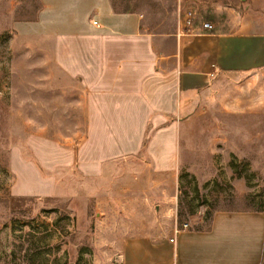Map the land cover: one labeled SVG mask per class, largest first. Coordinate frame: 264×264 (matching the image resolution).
I'll use <instances>...</instances> for the list:
<instances>
[{
	"label": "rangeland",
	"instance_id": "obj_1",
	"mask_svg": "<svg viewBox=\"0 0 264 264\" xmlns=\"http://www.w3.org/2000/svg\"><path fill=\"white\" fill-rule=\"evenodd\" d=\"M213 3L220 13L197 4L194 18L223 30L228 14L249 10L240 0ZM37 8L0 0V264H109L124 234L168 237L183 225L207 229L216 211H264V69L219 74L192 98L174 173L154 171L144 149L96 180L80 178L76 161L49 171L52 144L75 154L83 139L84 97L54 65L50 39L30 34ZM34 179L57 192L23 195Z\"/></svg>",
	"mask_w": 264,
	"mask_h": 264
},
{
	"label": "crops",
	"instance_id": "obj_2",
	"mask_svg": "<svg viewBox=\"0 0 264 264\" xmlns=\"http://www.w3.org/2000/svg\"><path fill=\"white\" fill-rule=\"evenodd\" d=\"M240 1L247 13L228 14L226 30L211 21L208 31L196 18L185 30L177 12L187 4L196 15L203 4L220 13L213 0H38L30 34L50 39L54 65L84 97L83 139L75 154L52 144L48 170L76 161L80 178L96 180L144 149L154 171L174 173L180 114L192 98L219 74L264 69V12L256 17L264 0ZM23 188V195L57 192L50 180ZM178 230L124 234L109 264H264V212L216 211L209 228Z\"/></svg>",
	"mask_w": 264,
	"mask_h": 264
},
{
	"label": "built area",
	"instance_id": "obj_3",
	"mask_svg": "<svg viewBox=\"0 0 264 264\" xmlns=\"http://www.w3.org/2000/svg\"><path fill=\"white\" fill-rule=\"evenodd\" d=\"M182 12V13H181ZM195 16L194 11L191 8L188 9H183L182 11L179 10V17H181V23L182 26L185 30H190L192 28V22H193V18ZM202 28L204 30H212V25L209 23H204L202 25ZM187 225H183L182 229H186ZM180 230L175 229L174 234L178 233ZM172 242V240H170Z\"/></svg>",
	"mask_w": 264,
	"mask_h": 264
},
{
	"label": "trees",
	"instance_id": "obj_4",
	"mask_svg": "<svg viewBox=\"0 0 264 264\" xmlns=\"http://www.w3.org/2000/svg\"><path fill=\"white\" fill-rule=\"evenodd\" d=\"M145 144H146V142L144 141V143H143V148L145 147ZM256 211V210H255ZM256 212H264L263 210H258V211H256ZM211 217L212 216H210V218L208 219V225H207V228H209V225H210V221H211Z\"/></svg>",
	"mask_w": 264,
	"mask_h": 264
}]
</instances>
